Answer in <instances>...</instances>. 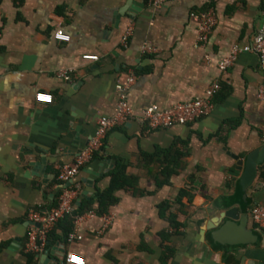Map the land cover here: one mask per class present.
<instances>
[{"label":"crops","instance_id":"1","mask_svg":"<svg viewBox=\"0 0 264 264\" xmlns=\"http://www.w3.org/2000/svg\"><path fill=\"white\" fill-rule=\"evenodd\" d=\"M209 10L216 22L200 44L191 14ZM263 15L264 0H171L158 8L149 0H0V264H28L29 256L71 264L70 254L85 264H262L264 228L251 212L264 206V164L245 198L230 170L234 155L264 148V71L253 53H240L226 71L219 64L233 46L252 43ZM58 30L70 40H57ZM62 69H73L70 81L58 76ZM130 78L134 116L108 133L68 186L77 190L74 209L88 202L95 209L120 163L139 177L136 185L117 189L107 213L91 211L68 237L61 219L44 251L26 252L29 213L55 207L58 167L89 146L99 119L116 114V86ZM213 83L220 90L207 116L167 129L141 121L150 106L206 97ZM37 93L53 102L37 103ZM231 208L246 217L251 243L214 239L210 220Z\"/></svg>","mask_w":264,"mask_h":264},{"label":"built area","instance_id":"2","mask_svg":"<svg viewBox=\"0 0 264 264\" xmlns=\"http://www.w3.org/2000/svg\"><path fill=\"white\" fill-rule=\"evenodd\" d=\"M171 0H149L150 4L154 7H161ZM191 17L199 21L198 28V42L205 44L210 38L213 32V28L216 22V17L213 11L194 12ZM133 34V26L130 25L121 39V45L126 47L128 40ZM55 38L60 41L68 42L70 37L66 35L63 30H58L55 33ZM145 52H152V48L144 46ZM240 53H253L258 56L261 69L264 71V15L262 27L256 33L251 44L240 47L238 45L233 46L230 54L224 58L219 68L221 71H226L232 66ZM85 61H98L97 55H85L83 56ZM73 69H62L58 71V76L62 77L66 81L72 79ZM133 78L128 79V84L119 83L116 86L118 92V104L117 111L113 117H102L98 121L96 135L91 141L89 146L75 159L71 164H65L58 167L57 175V187L60 189V194L57 200V205L47 214H40L36 211L29 213V221L31 227L29 230L28 241L25 246L26 252H42L45 249L46 241L49 232L57 225V223L68 215H71L74 211L73 200L77 195V190L74 187L67 186V183L75 179L79 174L82 167L89 162L93 155L99 151L103 145V141L108 133L118 126L119 124L126 122L134 116V110L129 102L128 85L133 82ZM220 90L219 83H213L207 90L206 97L197 98L193 101L186 103H178L169 109L162 110L158 106L153 105L147 108L141 117V121L145 122L151 129L158 128H171L175 125H186L192 123L202 117L207 116L213 109L212 99L214 95ZM259 96L264 99V85L259 91ZM35 101L37 103L51 104L53 102L52 95L48 93H37L35 95ZM252 219L258 226L264 228V206L257 205L252 209ZM93 217L94 213L89 212L86 215L76 217L75 223L79 222L85 217ZM105 225L110 221L109 218H104ZM70 240L75 238V235H71ZM68 263L71 264H85L83 260L68 255ZM264 264V262L262 263Z\"/></svg>","mask_w":264,"mask_h":264},{"label":"water","instance_id":"3","mask_svg":"<svg viewBox=\"0 0 264 264\" xmlns=\"http://www.w3.org/2000/svg\"><path fill=\"white\" fill-rule=\"evenodd\" d=\"M234 164L230 173L240 178L239 186L244 198L247 190L258 177L259 168L264 164V148L258 152L248 153L246 156H233ZM72 181L67 183L71 185ZM209 228L213 229V237L217 242L223 238H231L234 245H247L251 243L250 234L246 229V217L239 218L237 208L223 210L216 214L209 222ZM233 244V243H230ZM42 264H51L45 256L41 257Z\"/></svg>","mask_w":264,"mask_h":264},{"label":"trees","instance_id":"4","mask_svg":"<svg viewBox=\"0 0 264 264\" xmlns=\"http://www.w3.org/2000/svg\"><path fill=\"white\" fill-rule=\"evenodd\" d=\"M20 1V0H19ZM126 164L120 163L114 171V182L113 185L105 192L99 193L97 195L96 201L98 202V208H93V202L85 203V205L78 206L74 209L71 215L66 216L60 223L59 227L64 232L65 236L68 237L70 233L73 231L75 219L78 216L84 215L85 213L95 211L98 214L107 213L109 207L114 204L117 198L114 196V192L120 188H133L136 185V182L139 177H128L125 173ZM166 174L163 173L164 180L161 184H168L169 177L165 176ZM182 195H187L185 191H181L179 195V199L182 198ZM178 199V201H179ZM180 202V201H179ZM57 205V203H56ZM55 205V206H56ZM170 224L173 228L177 229L179 224L176 222L175 216H170L169 218ZM34 264V259L32 256H29V263Z\"/></svg>","mask_w":264,"mask_h":264}]
</instances>
